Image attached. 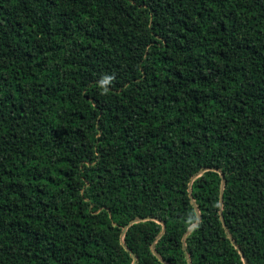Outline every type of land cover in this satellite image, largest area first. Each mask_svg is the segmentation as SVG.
I'll return each mask as SVG.
<instances>
[{
  "label": "trees",
  "instance_id": "obj_1",
  "mask_svg": "<svg viewBox=\"0 0 264 264\" xmlns=\"http://www.w3.org/2000/svg\"><path fill=\"white\" fill-rule=\"evenodd\" d=\"M133 254L264 264V0H0V264Z\"/></svg>",
  "mask_w": 264,
  "mask_h": 264
},
{
  "label": "water",
  "instance_id": "obj_2",
  "mask_svg": "<svg viewBox=\"0 0 264 264\" xmlns=\"http://www.w3.org/2000/svg\"><path fill=\"white\" fill-rule=\"evenodd\" d=\"M199 173H201V171H199L197 174H199ZM196 174V175H197ZM223 184H224V181H223V179H222V187H221V190H222V188H223ZM222 205V192H221V194H220V206ZM138 220H140V218H137V219H133V220H131L127 225H129V224H132V223H134V222H136V221H138ZM127 225L126 226H124L123 227V229H122V233H121V242L123 241V236H124V233H125V230H126V227H127ZM193 228V226H191L187 231H186V233H185V235L187 234V233H189L190 231H191V229ZM164 229H165V226H163V228H162V231L158 234V236L157 237H159L163 232H164ZM184 235V236H185ZM184 236H183V239H184ZM133 263L132 264H135V261H136V256L133 254ZM189 263H190V261H189Z\"/></svg>",
  "mask_w": 264,
  "mask_h": 264
},
{
  "label": "clouds",
  "instance_id": "obj_3",
  "mask_svg": "<svg viewBox=\"0 0 264 264\" xmlns=\"http://www.w3.org/2000/svg\"><path fill=\"white\" fill-rule=\"evenodd\" d=\"M105 82H107V81H105Z\"/></svg>",
  "mask_w": 264,
  "mask_h": 264
}]
</instances>
